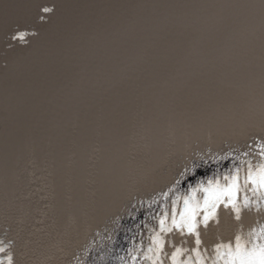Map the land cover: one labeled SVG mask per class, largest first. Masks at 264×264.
<instances>
[{
  "label": "snow or ice",
  "instance_id": "snow-or-ice-1",
  "mask_svg": "<svg viewBox=\"0 0 264 264\" xmlns=\"http://www.w3.org/2000/svg\"><path fill=\"white\" fill-rule=\"evenodd\" d=\"M54 11L41 7L39 19ZM261 13L264 20V0ZM28 35L12 39L27 43ZM126 218L134 227L122 225ZM121 231L130 234L129 246L115 254L111 245ZM79 247L67 264H264V100L258 126L242 141L209 136L203 147H189L174 174L144 177V190L130 193ZM0 264H24L14 238L0 239Z\"/></svg>",
  "mask_w": 264,
  "mask_h": 264
},
{
  "label": "bare ground",
  "instance_id": "bare-ground-1",
  "mask_svg": "<svg viewBox=\"0 0 264 264\" xmlns=\"http://www.w3.org/2000/svg\"><path fill=\"white\" fill-rule=\"evenodd\" d=\"M27 1L28 0H20L19 3H15V1H14V3H12V6L14 8H17V6H16L17 4L18 5L23 4L25 6ZM152 2L157 3L156 0H152ZM59 3L60 4H59L58 8H60L61 5H65L66 7H69V8H74L77 4L76 0H59ZM223 3H225V0L223 1ZM153 5L156 6V4H153ZM219 7L221 8V11H222L223 8L225 7V4L221 5V3H219ZM50 25L51 26L61 25V23L56 24L55 21H52ZM88 26H90V24H88ZM59 27H61V26H59ZM193 29L194 30L188 31V35H195L196 33H198L197 28L195 29V27H193ZM203 31H205V32H203ZM199 33H200L199 36L200 35H206L207 36V34H208V37H209V35L211 34V30H209L207 28L206 29L201 28ZM129 36L135 37L134 34H129ZM213 37H214L213 39H214L215 43L218 42V45L217 46L212 45V47L215 50L217 49L219 53L225 55L228 58H229L228 55H236V54L240 53L241 48L238 45V40L229 38V34L224 29L223 26H219L217 28V30L214 32ZM87 38H88V35H86L85 39H87ZM76 43L78 44L79 47L83 45V42H80V44L78 42H76ZM62 45H64V43L60 44L59 46H62ZM59 46H58V48H59ZM87 47L88 46H85L83 48L86 49ZM251 48H252L251 45H250V48L247 47L248 56L241 57L240 61L244 62V60H249V59L256 61V58H254L252 56L253 51ZM41 49L44 50V48H41ZM73 53H74V51H73ZM83 56H87V51L83 52ZM73 57H76V56L73 54ZM111 60H113V54L108 53L106 56V63L108 64V62H110ZM246 62L247 61H245V63ZM263 69H264V67L262 65V69L259 72H255V71L251 72L252 77L254 78L255 84H254L253 88L251 87L249 89V94L257 95V94L262 93L264 86L262 88V86L260 84H258L257 80L262 79V73L264 74ZM14 73H15V71H13V74ZM111 76H112V82L113 83L120 84L122 82L118 72L111 73ZM106 77H107V75H106ZM236 77H239V76L235 75V78ZM61 78H63L62 75H58L55 77L54 81L59 82L58 80ZM229 78H231V80L234 78L231 73H230ZM35 82H36V80H35ZM68 82H69L68 77L66 79H61L60 85L65 86L66 84H68ZM214 84H215L214 81H211L209 83L201 82V83H198V85L195 84V85L190 86V88H189L190 92L189 93L183 91V92L178 93V95L176 94V95H172V96L178 97L179 100L183 104L197 103V107L191 109L193 112H195L193 116L197 117L200 120H205V104H210L212 102L210 100L211 96L217 92ZM200 90L205 91V94L204 95L199 94L198 92ZM65 95H66L65 89L63 88L62 89V96L64 97ZM244 95H246V94H244ZM58 98H59V96H53V101L56 103V105H60ZM261 104H262V99L251 98L248 101H242L240 106H238L236 111H235L234 109L230 108L231 107L230 105L219 103L217 106L216 113L213 114V115L217 116V122L214 125L205 128L204 131L201 128H198V132H199L200 136H202V137L193 136L192 141L187 143L186 147H184L185 149L183 150V152L185 150H187L189 147H195L197 145L203 147L207 143L209 136H211L217 143H220L221 141H225L226 140L225 139V132H224V130H222L219 127L221 125H224L226 127L225 131L231 137H238L235 134L240 132V128L231 127V121L233 120V118L235 117L236 114L240 115L242 122H246L247 124H252V127H250V128L254 130L255 126H258L259 121H260ZM136 121H129L127 123H123V121H118V123H119V126L122 127L127 134L129 133L130 140H132L133 142L136 141L137 137H144L145 138L144 143H145L146 147L141 152V156L137 153H132L131 157H129L126 160V163L119 162L115 165L111 164V168L108 170L105 169L102 174H100L99 169H96L94 172H91L90 173L91 176L89 178H86V179H96L98 181L101 180L102 184H105V185H106V183H110L112 181H115V177H117L119 174H123L124 176L125 175L126 176H133L134 178H139L140 180H143V178L147 175V173L149 171L154 170V168L159 169V170L163 168L162 165L165 164V158L163 156L158 155V154L162 150V148L164 147V141L157 142V139L162 137V136L160 135V133H158V134H156L150 138V133L152 131H154L156 128L153 127V125H147L144 122H138L137 123V128L135 129L136 133H134L132 131V128L136 125ZM82 124H83V121L81 118H74L73 121H71L70 126L73 128V134L68 140L63 142L62 146H64V147H59V150H64V148H65V153H72L73 151H75V152L78 151V149L80 148L78 141L80 138V132L82 129ZM194 126H196V124H194ZM166 131L170 132L171 129H166ZM35 133H36L35 135H36L37 141H39V144H35V145L40 147L39 151H42V147L48 145L49 142H47V140L50 139L48 134H46V132H45V123L41 124L38 128H36ZM248 133H250V131H248ZM122 134L123 133L121 131H119V134H112V137H117V136L121 137ZM26 139H27L26 136L23 137L22 142H24ZM53 143H54V140H53ZM53 143H52V145H53ZM30 145H31V142L22 143L17 148V150L15 151V155L18 157H21V156L23 157V155H25L29 152L28 150H25V148L29 147ZM114 146H115L117 151H115L112 158H113V160L117 161L118 158L119 159L122 158L123 155L121 153L120 144L117 141L114 142ZM60 148H62V149H60ZM151 150L154 151V154L151 152ZM180 160H181L180 158L177 159V164H179ZM78 162H79V159L76 160L75 162L67 163L66 165L64 164V166H60V167L65 168V169H69L70 166L68 164H70L71 166H75L76 163H78ZM46 165H47V163L45 162L44 166H46ZM15 171L19 175H26L28 173V168L26 166L17 165V166H15ZM54 175H55V172L52 173V177H54ZM37 179L38 178H36V180ZM38 181H41L43 183H49L50 182V181H47L44 179H41ZM88 181H91V180H88ZM89 185L91 187H95L94 182H90ZM129 188H131V187H129ZM138 189L139 188H135V190L128 189V191L136 192ZM140 190L143 191L144 189L142 188ZM125 193L126 192L121 190L120 188L113 189V186L110 188V185H106V187H105V195L107 196L109 194L108 197L110 199H112V195L114 194V195L119 196V199L121 202L120 194H125ZM52 194H53V192H50L51 196H52ZM92 215H93V218L97 219V220H93L92 223L94 225H96L98 228H101L102 223L97 218L99 213L97 211H95L92 213ZM2 222H3V220H0V223H2ZM121 223H122V225H124L125 228L126 227H134V224H135V222L132 221L131 218H128L127 220H123ZM129 235L130 234H128L124 231H121L119 233V235L115 236L117 243L115 245H111V247L116 249L115 254H122V249L129 246L128 239L125 238ZM59 240H61V239L59 238ZM126 242H127V244H125ZM72 248L73 247L70 243L67 244L66 247L64 249H62L59 253L54 254L52 256V259L57 260L62 255H65V254L69 255V252H71L73 250ZM58 250H60V249H58ZM93 257H95V256H93ZM108 264H114V262L112 260H109Z\"/></svg>",
  "mask_w": 264,
  "mask_h": 264
},
{
  "label": "water",
  "instance_id": "water-1",
  "mask_svg": "<svg viewBox=\"0 0 264 264\" xmlns=\"http://www.w3.org/2000/svg\"><path fill=\"white\" fill-rule=\"evenodd\" d=\"M19 3L20 0H12V3ZM113 2L114 1H117V0H112ZM77 4L74 8H69V7H66L67 10H69V12L71 13H74L76 11L77 8L80 9V12L83 17L87 18V16H89V14L91 13V11L94 9V8H97V5H95V1H92V0H76ZM10 9H12V5H8ZM39 57V56H38ZM41 60V59H40ZM39 60V61H40ZM29 62V65L33 66L31 70H34L35 69V66L37 65V63L39 62ZM86 98H88V96H86Z\"/></svg>",
  "mask_w": 264,
  "mask_h": 264
}]
</instances>
